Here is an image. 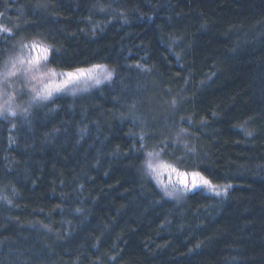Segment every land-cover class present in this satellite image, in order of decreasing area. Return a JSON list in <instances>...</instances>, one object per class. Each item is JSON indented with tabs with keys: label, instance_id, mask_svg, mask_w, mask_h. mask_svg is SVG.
<instances>
[{
	"label": "trees",
	"instance_id": "16d2710c",
	"mask_svg": "<svg viewBox=\"0 0 264 264\" xmlns=\"http://www.w3.org/2000/svg\"><path fill=\"white\" fill-rule=\"evenodd\" d=\"M0 14L15 33L0 66L39 37L49 68L114 72L0 117V264H264V0H0ZM161 148L232 187L165 198L143 173Z\"/></svg>",
	"mask_w": 264,
	"mask_h": 264
},
{
	"label": "snow or ice",
	"instance_id": "6c2138e0",
	"mask_svg": "<svg viewBox=\"0 0 264 264\" xmlns=\"http://www.w3.org/2000/svg\"><path fill=\"white\" fill-rule=\"evenodd\" d=\"M2 15V14H0ZM19 26H17L18 28ZM11 34V35H10ZM15 33L13 29L7 27L4 24H0V38H3L5 42L9 39L14 38ZM20 47L22 49H28L30 54L27 57L15 56L9 57L2 66H0V85L7 84L10 78L17 77L18 75H25L28 80L39 81L42 83V87L38 90L35 87L31 88V92L34 93L29 101L32 102L48 101L54 97L56 93H63L65 91H71L73 95L76 94L78 90L76 85L83 84L85 87L84 91L87 90L89 83L93 85H100L101 83L113 79L114 72L104 64H92L88 67H77L71 70H61L56 71L53 68H48L46 72H41V65H46L49 58L54 53L53 46L45 43L39 37H33L28 43L20 41ZM146 70V69H145ZM47 80L45 83L44 80ZM0 96H7V99L0 103V117L7 119L9 116L15 117L17 115L16 108L12 106V100L14 94H10L7 90L0 91ZM176 101L172 100L171 105L175 106ZM20 106H17L19 108ZM22 113H27L28 108H20ZM185 119V118H181ZM190 119V118H189ZM15 127V125H13ZM243 129V126H241ZM245 134L248 136L252 135L251 131L243 129ZM188 132L187 128L179 127L176 132V139L180 140L184 133ZM143 139V136H141ZM187 148V145H185ZM164 149L161 148L160 151H149L146 153L147 159L145 160V166L150 175H153L158 184L163 189V193L167 197H173L176 192L188 193L195 189L206 188L215 195L227 194L229 188L232 187L231 184L227 185H217L214 184L210 179L205 177L199 171H181L174 164L165 163L163 161H158L160 152ZM189 152H194L195 149L188 148ZM154 159L158 162L154 163ZM164 172L169 174L174 173L177 176V181L170 183H178L181 187L175 191H169L167 185L161 179ZM0 199H7V197H0ZM11 203V201H8ZM75 211L80 212L81 209H75Z\"/></svg>",
	"mask_w": 264,
	"mask_h": 264
},
{
	"label": "rangeland",
	"instance_id": "374dc122",
	"mask_svg": "<svg viewBox=\"0 0 264 264\" xmlns=\"http://www.w3.org/2000/svg\"><path fill=\"white\" fill-rule=\"evenodd\" d=\"M29 54H30V52L27 49L25 54H24V57L29 56ZM48 68H49L48 63L46 65H41L40 71L41 72H46L48 70ZM44 82L46 83L47 80L45 79ZM108 83H110V82L105 81V82L101 83L100 85H93V84L89 83V86H88L86 91L82 90L85 87L83 84H78V85H76V87H77V89H81V90H78L75 95H73L71 93V91H65L63 93L54 94V97H57V96H60V95L69 96V97L70 96H81V94H87V93H90L93 90H96L98 88L100 89L103 85H107ZM32 87H35L36 89L39 90L42 87V83H40L39 81L28 80L25 75L21 74V75H18L17 77L10 78L9 81L7 82V84L0 85V91H3V90L6 89L8 93L14 94V98H13L11 103H12V106L14 108H16L17 115H19V114H24V113H22L20 111V108H27L26 106H27V104H29V101L31 100V97L34 94V93L31 92V88ZM6 99H7V96H0V103H3V101L6 100ZM145 102H146V106H148V108H150L152 103L149 100H147V99H146ZM33 103L34 102H32L30 105H32ZM17 106H20V107L17 108ZM155 108H156L157 112H160V113H163V114L166 113V112H164L165 108L161 105L160 101L156 102ZM183 135L186 136L185 134H183ZM184 136H183V138H184ZM175 139H176V135H175ZM181 140H182V138H181ZM181 140H177L176 139V141L173 144L174 145H178V144L180 145V143H182ZM146 153H145V156H146ZM146 159H147V156H146L145 160ZM158 161H163L164 162V160H163L161 155L159 156ZM158 161L154 159V163H156ZM143 173H144L145 177L151 179L154 182L156 187L160 190L161 194L165 198L170 199V200H175L176 202L184 201V199H185L184 197L187 194L181 193L179 191H177L176 195L173 196V197H167V196L164 195L163 189L158 184V181L156 180V178L153 175H150L148 173V170L146 169V166H145V161L143 163ZM161 179L167 185L169 191H175L176 189H179L181 187L178 183H170V181H172V182H176L177 181V176L174 173L169 174L168 172H164L162 174V176H161ZM195 190H200L204 194L207 193V194H210V195H215L214 193L210 192L206 188L195 189ZM191 192H194V190L191 191ZM191 192H188V193H191ZM222 195H224V194L222 193L221 195H218V196H222Z\"/></svg>",
	"mask_w": 264,
	"mask_h": 264
}]
</instances>
